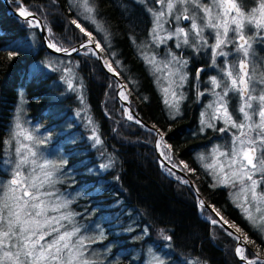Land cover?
Here are the masks:
<instances>
[{
  "label": "trees",
  "instance_id": "trees-1",
  "mask_svg": "<svg viewBox=\"0 0 264 264\" xmlns=\"http://www.w3.org/2000/svg\"><path fill=\"white\" fill-rule=\"evenodd\" d=\"M7 1L12 11L23 8L39 18L46 37L58 51H74L76 45L87 40L99 43L100 56L124 83L127 107L139 120L159 131L170 149L171 163L182 167L205 204L245 233L247 255L256 251L262 258L263 242L228 197L239 183L213 186L211 177L192 156L197 147L190 134L196 126L195 112L199 107L185 106L181 115L170 119L154 78L141 58L145 51L141 45L148 35L149 15L145 9L150 8L135 3L134 8H142L143 13L132 7L124 12L121 8L124 0H88L100 26V31H95L79 15V9L71 5V0ZM235 1L241 10L250 11L258 0ZM188 14L187 11L183 15L188 19ZM29 22L11 15L0 0V162L9 151L4 144L6 132L17 101L22 98L27 121L53 136L48 141L51 148H61L58 154L62 155L69 188H79L84 197L78 202L87 203L84 214L91 212L96 204L89 203L97 198L104 199V203L119 202L113 210L94 209L85 220L92 221L103 212L113 213L122 208L133 214L137 230L144 228L147 232L145 239L132 245L153 246L155 252L165 255L167 264H240L234 255V240L222 228L200 218L194 191L159 168L154 134L136 123L137 119L131 115L130 122L123 118L122 103L116 97V81L92 53H84L82 49L73 56L52 55L43 47L38 28L30 27ZM76 22L83 23L87 32H82ZM233 47L238 50L236 45ZM222 48L223 44L218 46V50ZM263 57L264 53L258 52L256 58L263 60ZM65 122L68 132L58 135ZM90 128L96 131L100 149L84 153L83 149L93 146L91 139L86 140ZM96 152L111 164L100 175L84 171L96 163ZM84 158L88 162L76 166ZM4 174L0 168V178ZM97 186L101 191L91 196L92 187ZM202 213L208 216L209 211L202 209ZM102 224L106 228L102 245L107 242L115 245L116 239L107 228L109 223ZM121 246L117 245L113 252L124 250ZM120 255L115 264L133 261L128 253Z\"/></svg>",
  "mask_w": 264,
  "mask_h": 264
},
{
  "label": "rangeland",
  "instance_id": "rangeland-1",
  "mask_svg": "<svg viewBox=\"0 0 264 264\" xmlns=\"http://www.w3.org/2000/svg\"><path fill=\"white\" fill-rule=\"evenodd\" d=\"M154 1L157 0H124L121 8L125 12L132 7L142 13V8H134L133 4L150 8L145 12L153 19V24L148 31L149 43L141 45L145 46L141 58L154 78L170 119L181 114L180 104L187 95L184 90L187 85L186 68L191 65L188 62L191 57L198 59L200 57L197 56L202 54L201 61L213 66L221 75L227 72L224 70L227 66L234 65L241 72L242 61L248 65L251 94L244 102L241 100L234 107H222L213 97V104L210 100L198 113V124L202 130L209 125L212 130L215 129L208 122L210 115L218 116L224 127L232 125L233 130L225 136L221 134V138L215 139L207 149L196 150L192 156L211 177L213 186L227 187L239 183L238 188L228 194L229 200L264 244V76L261 75V72L264 73V57L263 60L256 58L258 52L264 53V0H258L250 11L241 10L235 0H158L161 9H155ZM88 2L71 0V5L79 9V15L87 25L100 31ZM187 11L190 15L184 27L170 26L171 22L176 26L182 25L181 19ZM18 12L22 15L29 13L23 8ZM76 23L82 32H87L83 23ZM29 24L30 27L37 25L33 20ZM88 42L92 41L84 43L86 45H82V49L84 53L94 55L87 46ZM50 44L52 47L51 41ZM169 44L174 45L175 49L168 47ZM221 44L224 48L218 50ZM94 45L100 47L98 42ZM234 45L237 51L233 50ZM160 47H163L161 52ZM184 49H192L189 50L192 53H184ZM106 67L108 70L112 68L109 65ZM207 82L210 91L220 86L215 78H209ZM116 86L118 97L127 102L126 88L119 82ZM229 86L234 87L232 92L240 93L238 79L235 83L230 81ZM17 102L4 143L9 151L0 162V168L5 173L0 178V264H115L122 253H128L133 258L131 264H167L165 255L155 252L153 246L132 245L136 240L145 239L147 232L144 228L137 230L133 214L128 210L120 208L113 213L103 212L102 216L92 221L85 220L94 209L113 210L119 202L104 203V199L97 198L89 203L96 204L91 212L84 214L87 203L78 202L84 197L79 188H69L64 173L66 168L61 162L62 155L58 154L61 148L49 146L48 141L53 136L48 131H40L37 125H31L23 112L25 105L22 98ZM121 107L123 118L130 122L131 113L122 104ZM229 117L231 121H228ZM222 125L217 133L224 129ZM67 128L65 122L58 135L67 133ZM87 138L88 142L89 139L93 141V146L82 148L83 152L100 149L96 131L90 128ZM154 146L160 158L170 163V149L161 135L155 137ZM94 155L96 163L85 172L100 175L110 169L108 158L104 161L98 152ZM79 162L76 164L78 167L86 164L88 159ZM159 164L162 172L185 184L182 178L175 177L172 169L161 162ZM177 168L182 170L180 165ZM99 191L100 186L92 187L89 194L96 195ZM197 209L206 223L220 227V222H224L235 230L239 237L222 228L228 238L234 240V255L240 264H264V256L261 258L256 251H252L251 256L247 255L244 246L248 240L235 223L222 217L214 208L211 209L218 219L210 210H207L209 214L206 216L202 213V209L206 208H203L201 201L197 203ZM103 222L109 223L107 228L116 239L115 245L111 242L102 245L106 236ZM117 245H122L124 250L113 252Z\"/></svg>",
  "mask_w": 264,
  "mask_h": 264
},
{
  "label": "flooded vegetation",
  "instance_id": "flooded-vegetation-1",
  "mask_svg": "<svg viewBox=\"0 0 264 264\" xmlns=\"http://www.w3.org/2000/svg\"><path fill=\"white\" fill-rule=\"evenodd\" d=\"M158 0L154 1V7L156 8H160L161 4H158ZM163 2V1H162ZM149 4V3H148ZM153 19H151V17H148V31L151 27V25L153 24L152 22ZM182 25H178L176 26V23L174 25V22H171V27H184V25H186L187 18L186 16H183L182 19ZM185 23V24H183ZM147 31V32H148ZM150 33H148L149 35ZM148 35L146 38V43H149V39H148ZM242 41V39H241ZM168 47H172L173 49H175V46L172 44H169ZM170 49V48H169ZM192 50V49H189ZM187 51L186 49L183 50L184 53H188L192 51ZM208 49H206L207 51ZM163 51V47H160L159 52ZM209 51V50H208ZM197 57H200L198 59H193L192 57L190 58V60L188 61L189 63H191L190 67L188 66L186 68V73H187V82H186V87H185V93L187 94L186 97L184 98V100L181 102V114L184 112V107L185 106H193L196 105L199 108L197 109V112H195V114H197V123L195 124L196 126L193 127V130L191 131V137L193 140H196V143L194 144L195 147H197V150H205L207 149V147L209 146L210 143L214 142L215 139L217 138H221V134L227 135V132H230L233 130L232 125H226L225 127L222 125L223 121L218 117H212L211 115L209 116L208 122H211L210 124L215 126V129L212 130V128L210 127H206L205 129H201V125H199V114L200 110H202L203 106L207 104V102H209L211 100V103L213 102V100H217V103L220 104V106L222 107H234V105L237 103H240V101L242 100V102H244V100H246L250 94V88H249V79L250 76L248 74V65L242 61V63H244L246 65V68L242 69V64L240 66V71H238L236 66H227L226 69L227 72L222 73L217 71L213 66H209L207 65V62L201 61L203 59L202 54H200V56L198 55ZM193 60V61H192ZM226 73V75H224ZM242 73V74H241ZM259 77L264 76V73L261 72V75L258 74ZM210 79H217V81L220 82V86L213 88L212 91H210L209 86H208V82L207 80ZM238 79L239 81V88H240V93H238V91H233L234 89L231 88L229 86L230 81H232V83H235L236 80ZM240 81H245L244 86L242 87L240 85ZM204 90H208L205 93L203 92ZM242 90H244L245 92H243ZM215 98L212 100V98ZM213 104V103H212ZM227 110V109H226ZM230 110V109H229ZM180 114V115H181ZM233 116V114H232ZM221 117V116H220ZM231 117V116H230ZM228 118V121H231V118ZM215 123V124H214ZM211 125V126H212ZM223 126L224 129H222V131L220 133H217V129L220 126ZM213 126V127H214ZM231 128V130H230ZM219 130V129H218ZM264 181V179H262Z\"/></svg>",
  "mask_w": 264,
  "mask_h": 264
},
{
  "label": "water",
  "instance_id": "water-1",
  "mask_svg": "<svg viewBox=\"0 0 264 264\" xmlns=\"http://www.w3.org/2000/svg\"><path fill=\"white\" fill-rule=\"evenodd\" d=\"M2 1L6 4V7L8 8L9 13L11 15H13L14 17L25 18V19H28L29 21L33 20V21L36 22L37 25L35 27L38 28V30H39V34H40L39 37L42 40V43L44 45L43 47L46 48L49 53H52V55L55 54V55H62V56H64V55H72L73 56L74 54H78L80 52V50H82V48H84L82 46L84 44L76 45L74 51L72 50L70 52H65V51L62 52V51L56 50L55 48H52L49 39L46 37L47 36L46 31H45L44 27L42 26L43 23H42V21H40L39 18L35 17L31 13L30 14L28 13V15H22L18 11H12L11 8H9L10 5H9L8 1L7 0H2ZM86 42H84V43H86ZM88 43L89 44H87V46H89L92 49L93 54H94L92 56H94V58H96L98 60V62L100 63V66H102V68L105 70V72L108 73V75L110 77H112L116 81L117 84H118V82H120L121 83L120 85L123 86L124 83L120 79V76H118V75L115 76V74L113 72H110L106 68V65H108V64H105L102 56H100L99 48L97 46H95L92 42H88ZM241 67H242L241 70H243L244 68H246V65L244 63H242V66ZM244 84H245V81H240V85L242 87L244 86ZM123 87L125 88V86H123ZM242 91L245 92L244 90H242ZM117 96H118V88L116 90V97ZM117 98L121 101V103H122V105L124 107H127L128 106V100H127V102H124L119 97H117ZM128 111H130L132 117H134L135 119H137L136 123H138L142 127H145L147 130H149L150 132H152L156 138H158V136L160 135V133H159V131L155 127H152V126L149 127V125H147L143 121L139 120V118L137 117L138 115L136 113H134L133 111H131L129 108H128ZM156 152H157V156L156 157L158 158L159 162H161L162 165L165 164L167 168L172 169L174 173H176L177 175H179V177L184 180L185 184L194 191L195 198L198 200V203L201 201L203 208H206V210H210L215 215V217L217 218V216L214 213V211L208 205H206L205 202L199 197V194L197 193L196 189L193 187L194 186L193 183L186 177L187 174L186 173H183V171L180 170V169H178V168H175V167L173 168L172 167V164H170V163L162 160V158L159 157V153H158L157 150H156ZM220 227L228 230V232H232L233 233V230L231 228H228L227 224H225V223L220 222Z\"/></svg>",
  "mask_w": 264,
  "mask_h": 264
},
{
  "label": "bare ground",
  "instance_id": "bare-ground-1",
  "mask_svg": "<svg viewBox=\"0 0 264 264\" xmlns=\"http://www.w3.org/2000/svg\"><path fill=\"white\" fill-rule=\"evenodd\" d=\"M107 68V67H106ZM109 70H110V72H113L114 73V71L112 70V68H109ZM115 74V73H114ZM115 76H116V74H115ZM120 83V82H119ZM121 84V83H120ZM157 86V85H156ZM158 89V88H157ZM123 94H125V91H123L122 92ZM125 96V95H124ZM125 100V99H124ZM125 102V101H124ZM160 157V156H159ZM222 223H224V222H222ZM228 228H231L230 226H228ZM232 230H233V234H235L237 237H239L238 236V234L235 232V230L233 229V228H231Z\"/></svg>",
  "mask_w": 264,
  "mask_h": 264
}]
</instances>
